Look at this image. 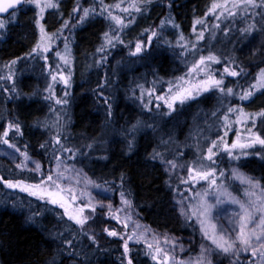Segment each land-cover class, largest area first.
I'll use <instances>...</instances> for the list:
<instances>
[{
  "label": "trees",
  "instance_id": "obj_1",
  "mask_svg": "<svg viewBox=\"0 0 264 264\" xmlns=\"http://www.w3.org/2000/svg\"><path fill=\"white\" fill-rule=\"evenodd\" d=\"M115 1L119 7L132 3ZM84 2L90 10L87 24L75 27L60 44L70 45L79 60L85 53L87 57L95 52L105 60L88 77L79 70L69 71L71 82L64 91L59 86L54 92L49 89L51 63L33 51L39 28L36 11L25 8L16 21L10 15L0 18L6 21L0 32V145L18 147L24 156L35 157L42 169H49L57 160L80 163L91 181L106 188L115 201L123 193L148 226L189 235L196 247L201 232L189 218V209L186 213L174 209V200L185 199L190 185L166 173L162 163L180 162L194 168L205 163L221 171L237 165L264 188V145L251 148L249 155L237 160L224 152L208 159L206 153L209 143L225 133L228 114L244 111L246 105L257 106V100L250 101L252 96L264 100V88L259 89L264 73V4L256 0L250 12L221 19L215 14L213 19L211 0H133L140 9L138 25L150 23L152 28L137 36V42L148 44L137 52L132 41L135 37L113 39L101 48L99 30L106 22L99 6L101 0ZM71 3L59 0L58 8L46 12L47 30L53 33L60 28L63 11L67 12ZM207 13L210 19L197 23ZM166 24L171 26L170 31L163 29ZM197 25L199 37L191 44L188 32ZM82 28L87 29L86 33L75 40L74 34ZM154 29L163 30V35L160 31L152 35ZM95 39L88 50L86 46ZM192 52L207 62V70L222 83L214 92L192 99L172 113L164 108H143L142 86L152 83L157 91H164L167 80L183 74L185 60L189 55L193 57ZM168 61L176 67L174 72L168 70ZM116 62L124 67L127 63V72L115 70ZM233 71L238 75L232 76ZM137 73L140 79H136ZM138 80L144 83L141 87L133 85ZM248 92L252 95L241 99ZM248 109L261 112L254 130L264 139V103L261 109ZM213 121L217 123L211 124ZM5 131L7 136L3 135ZM0 177V264H127L129 258L132 264L168 263L165 256H155L142 241L129 243L125 253L121 229L113 226L104 212H95L81 225L66 218L60 208L11 190L5 183H37L36 175L0 159ZM226 182L230 186L233 183L228 178ZM114 229L117 235H108ZM250 259L252 255L237 261L251 264Z\"/></svg>",
  "mask_w": 264,
  "mask_h": 264
},
{
  "label": "rangeland",
  "instance_id": "obj_2",
  "mask_svg": "<svg viewBox=\"0 0 264 264\" xmlns=\"http://www.w3.org/2000/svg\"><path fill=\"white\" fill-rule=\"evenodd\" d=\"M84 1L72 0L67 12L63 11L62 19L59 21L60 28L53 33L45 28V14L47 11L55 10L58 7L45 8V11L41 14L38 7L26 3L15 12L14 17L10 18L16 21L17 14L19 15L25 8L36 11L37 17L35 20L39 28L37 30V45L33 51L41 57L40 59L46 58L47 63H51L53 71L49 77L48 86L53 92L55 88L57 90V86L62 91L69 87L72 76L69 71L79 70L81 74H85L84 77H88L89 72L95 66H100L105 60V58H102L103 55L97 52L91 53L87 57L85 53L79 60L78 57H75L70 45L66 43L60 44V40L67 39L68 37H65L66 34L69 33L70 35L75 27H83L87 24V19L83 13V9H87V3L85 4ZM53 2L59 6V0H53ZM129 2H132L129 6L126 4L124 7H114L119 2L101 0L99 6L106 21L104 27L99 30L101 48L111 43L113 39L114 41L130 40L133 37L135 39L132 41H135L134 45L137 46L141 44L136 41L137 36L140 33H144L146 29L151 28L150 23L148 25L147 23L138 25L140 23V15L139 13L137 14L136 7H133V0ZM255 2L256 0H254V4H249L246 0H211L212 5L214 3L220 5L214 10L211 8V15L214 13L213 19H216L215 14L220 17L217 19H221L238 12H250L255 8ZM262 3L264 4V0H262ZM76 6L77 8L81 6V10L73 11ZM60 7H63L61 2ZM124 9H127V11H124ZM111 17H119L123 20V24H117ZM205 17L201 21L210 19L208 13ZM164 20L163 18L162 22ZM10 21L6 24H9ZM65 22H67V27L64 26ZM206 26L201 25L202 28ZM41 27L43 32H41ZM163 27L166 31L171 30L170 25L166 24ZM199 28L200 26L197 25L195 29L191 28L189 30V35H187L191 38V44L199 37ZM98 29L99 27L97 31ZM86 31V28H82L80 33L74 34L75 40L78 39L80 34L86 33ZM158 31L163 35L164 32L161 29H154L153 33ZM0 32L2 33V29H0ZM105 33H108V39L105 38ZM188 36H186V40L188 39L187 42L189 43ZM176 37L179 38L178 35ZM95 41L96 39L90 42L89 46H86L88 50L94 46ZM170 42L176 43V40H170ZM147 45L141 44L140 47H147ZM182 51L185 54L184 50H181V54ZM192 55L193 57L189 55L185 60L187 66L183 74L173 81L171 79L167 80V84L164 85L166 89L162 92L160 90L158 92L152 83L147 85V87L143 85L144 83L141 80L133 83V85L140 87L143 85L140 90L143 108L147 110H150V108L158 110L164 108L167 112L172 113V111L182 107L186 102L215 91L218 86L213 83L216 79L207 70V62L201 57H195L194 52H192ZM86 60L87 63L85 64ZM201 60L204 62L201 63ZM78 65L79 69H77ZM126 66L127 63H125ZM125 67L119 62L114 65V69L117 71L123 70L124 72L122 73L127 72ZM167 67H169L168 70L170 72L176 70L173 62L170 63L168 61ZM136 75V79L141 78V74L137 73ZM79 80L83 79L79 78ZM153 82L155 83V81ZM259 84L260 90L264 88V78L260 80ZM256 96H252L250 101L257 100V106L248 107L246 105L244 107L247 110L244 109V111L240 110L233 114H228V127H226L223 135L216 136L209 143L206 151L207 156L210 155L208 149L211 148L212 159L219 152H224L231 159L237 160L239 156L245 157L249 155V150L260 144L256 141V137L260 138V135L254 130V126L261 116V112L249 111L248 109H261L264 100L262 97ZM216 123L217 121L211 122V124ZM233 144L237 146L232 147ZM241 145L250 146L241 147ZM0 159L15 168L20 167L24 171L36 175L37 183L21 180L12 181L11 183L19 185V191L36 197L41 202L60 208L65 217L74 222L77 219L88 218L97 211L104 212L110 216L111 219L109 221L112 225H117L118 229H121V236L124 242L127 240V244H129L142 241L149 249L155 252V256H165L168 261L167 264H239L238 258L247 257L249 259L250 255H252L251 264H264V255H262L264 248L260 247L261 243H264V224L260 223L264 219V188L254 180L248 171L237 165L221 171L216 166H210L205 163L201 167L196 166L195 168L180 162L162 163L166 173L176 177L180 182L190 185L185 199L178 198L174 200V209L178 213H186L187 208L189 209V218L196 223L201 232V241L195 247L194 240L189 235H174L165 230L148 226L140 218L138 209L127 197H124V200L129 201L130 204L123 203L121 197L118 201H115L106 188L97 186L91 181L87 170L80 163L70 164L63 160H57L49 169H42L41 164L35 157L24 156L18 147L9 143L8 145H0ZM37 165H39V168H37ZM204 174H208L206 179L202 178ZM49 176L52 177L51 180L48 179ZM227 178L228 181L233 182L231 186L227 184ZM249 180L251 183L248 182ZM21 188H26L27 190L22 191ZM33 192L36 194L33 195ZM52 200H57L58 203H52ZM61 204H63V207H61ZM92 208H95V211H92ZM70 217H75L76 219H71ZM241 232L250 239V244L241 242L239 239ZM129 236L132 239H128ZM256 236H260L261 239L257 240ZM219 245L230 247V250L225 252L223 247ZM253 249L257 250L256 255L252 254Z\"/></svg>",
  "mask_w": 264,
  "mask_h": 264
},
{
  "label": "snow or ice",
  "instance_id": "obj_3",
  "mask_svg": "<svg viewBox=\"0 0 264 264\" xmlns=\"http://www.w3.org/2000/svg\"><path fill=\"white\" fill-rule=\"evenodd\" d=\"M246 2L249 3V4H254V0H246ZM25 3L33 4V5H35V7H38L39 10H40V13H41V14L45 11V8H55V7H58V4L54 3L53 0H43V2H42V0H0V13H6V12H9V9H11L12 12L9 13V15L14 17L16 10H18V8H19L20 6H23ZM219 6H220V5H217V4L214 3V4L212 5V8H213V10H214L215 8H217V7H219ZM114 7H119V5H118V4H117V5H114ZM133 7H134V5H133ZM80 10H81L80 8H76V9H74L73 11H80ZM89 11H90L89 9H83L84 17H87V16L89 15ZM91 11H92V12H95V9H92ZM124 11H127V9H124ZM136 11H140V9H139V8H136ZM109 15H111V14H109ZM111 18H112L113 20H115L117 24H123V20H121L119 17H111ZM81 19H83V18H81ZM201 22H202V21H197V23H201ZM64 26L67 27V22H65V25H64ZM4 27H5V22H4L3 20H0V29H3ZM177 27H178V25H177ZM41 32H43V28H42V27H41ZM153 35H155V33H153ZM105 38L108 39V33H105ZM181 39H183V36H181ZM109 42H110V40H109ZM38 47H39V45H38ZM100 50H102V49H100ZM139 50H140V45L138 44V45H137V51H139ZM208 59H209V60H214L215 57H208ZM203 62H204V61L201 60V63H203ZM225 71H228V70L225 69ZM230 74H231L232 76H236V75H238V73L235 72V71L231 72ZM261 77L264 78V73H261ZM65 82H67V81H65ZM213 83H214L215 85L219 86V84L222 83V81L217 80V81H214ZM221 91H224V89H221ZM227 92H228L229 94H231V93H232V89H231V88H228V89H227ZM251 95H252L251 92L245 93L243 96H241V99H248ZM57 103H59V101H57ZM169 107H171V105H169ZM226 119H227V118H226ZM9 127H12V126L10 125ZM16 131L19 132V126H18V125L16 126ZM3 135H4V136H7V135H8V132L5 131V132L3 133ZM256 141H257L258 143H260L261 145H264V139H260L259 137H256ZM3 143H8V141H7V140H3ZM236 146H237L236 144H233V145H232V147H236ZM247 146H250V145H241V147H247ZM208 152L210 153L208 159H211L212 149L209 148V149H208ZM237 158H238V157H237ZM37 168H39V165H37ZM207 175H208V174H204V175L202 176V178H205V179H206V178H207ZM2 179H3V178L0 177V180H2ZM48 179L51 180L52 177L49 176ZM248 182L251 183L250 180H249ZM5 183L7 184V186H8L9 188L19 187V185H17V184H13V183H11V182H7V181H5ZM21 190H22V191H26L27 189H26V188H21ZM32 194L35 195L36 193L33 192ZM121 199L123 200V203H125V204H130L129 201L124 200V194H123V193H121ZM52 203H58V201H57V200H52ZM61 207H63V204H61ZM109 207H110V206H109ZM242 207H243V206H242ZM92 211H95V208H92ZM70 218H71V219H76L75 217H70ZM87 219H88L87 217H85V218H83V219H77L76 222H77L78 224L83 225L84 223H86ZM260 223H261V224H264V219H262ZM258 226H259V225H258ZM106 231H107V230H106ZM108 235H110V236H116L117 233H116L115 231H109V232H108ZM255 238H256L257 240H260V239H261L260 236H256ZM121 239H123V237H121ZM128 239H132V237L129 236ZM239 239H240L241 242L244 243V244H250V239L247 238V237H245V235H244L243 232L240 233ZM219 246H220V247H223V250H224L225 252H227V251L230 250V247H224L223 245H219ZM123 247H124V251H125V253H127V252L129 251V249H128V244H127V240H125ZM150 247H151V246H150ZM260 247H261V248H264V243H261ZM256 252H257V250H256V249H253L252 254H253V255H256ZM262 255H264V253H262ZM127 264H132V260H131L130 258L127 260Z\"/></svg>",
  "mask_w": 264,
  "mask_h": 264
},
{
  "label": "water",
  "instance_id": "obj_4",
  "mask_svg": "<svg viewBox=\"0 0 264 264\" xmlns=\"http://www.w3.org/2000/svg\"><path fill=\"white\" fill-rule=\"evenodd\" d=\"M21 7H23V6H20L19 8H21ZM18 8V9H19ZM12 12V10L11 9H9V12H6V13H0V16H6V15H8L9 13H11Z\"/></svg>",
  "mask_w": 264,
  "mask_h": 264
}]
</instances>
